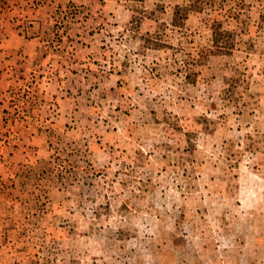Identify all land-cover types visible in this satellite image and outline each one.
Returning a JSON list of instances; mask_svg holds the SVG:
<instances>
[{
	"label": "rangeland",
	"instance_id": "1",
	"mask_svg": "<svg viewBox=\"0 0 264 264\" xmlns=\"http://www.w3.org/2000/svg\"><path fill=\"white\" fill-rule=\"evenodd\" d=\"M109 7L81 78L1 102L0 264H264V0Z\"/></svg>",
	"mask_w": 264,
	"mask_h": 264
},
{
	"label": "crops",
	"instance_id": "2",
	"mask_svg": "<svg viewBox=\"0 0 264 264\" xmlns=\"http://www.w3.org/2000/svg\"><path fill=\"white\" fill-rule=\"evenodd\" d=\"M67 2L0 0V116L6 95L20 91L31 80L34 89L44 91L43 96L62 91L69 69H75L74 78L82 76L86 72L79 68L100 54L96 47L99 31H94L111 9L109 0H85L80 20L56 35L54 20Z\"/></svg>",
	"mask_w": 264,
	"mask_h": 264
},
{
	"label": "built area",
	"instance_id": "3",
	"mask_svg": "<svg viewBox=\"0 0 264 264\" xmlns=\"http://www.w3.org/2000/svg\"><path fill=\"white\" fill-rule=\"evenodd\" d=\"M77 14V10L74 4H70L66 10L62 11L58 16L59 26H63L68 22L69 16L74 17Z\"/></svg>",
	"mask_w": 264,
	"mask_h": 264
},
{
	"label": "trees",
	"instance_id": "4",
	"mask_svg": "<svg viewBox=\"0 0 264 264\" xmlns=\"http://www.w3.org/2000/svg\"><path fill=\"white\" fill-rule=\"evenodd\" d=\"M219 35L221 36V34H220L219 32H215V33H214V36H215V40H216V42H220V39H221V38H218Z\"/></svg>",
	"mask_w": 264,
	"mask_h": 264
}]
</instances>
